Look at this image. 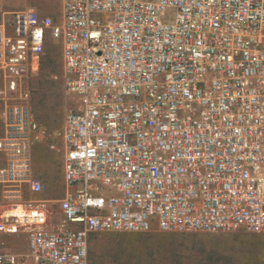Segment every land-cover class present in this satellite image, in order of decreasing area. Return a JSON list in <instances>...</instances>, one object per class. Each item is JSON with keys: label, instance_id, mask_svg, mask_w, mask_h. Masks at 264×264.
Instances as JSON below:
<instances>
[{"label": "built area", "instance_id": "built-area-1", "mask_svg": "<svg viewBox=\"0 0 264 264\" xmlns=\"http://www.w3.org/2000/svg\"><path fill=\"white\" fill-rule=\"evenodd\" d=\"M60 39L65 187L31 160L26 78ZM0 264H88L91 234H264V0H62L0 17ZM12 191V192H10ZM13 193V194H11ZM11 197V198H10Z\"/></svg>", "mask_w": 264, "mask_h": 264}, {"label": "rangeland", "instance_id": "rangeland-1", "mask_svg": "<svg viewBox=\"0 0 264 264\" xmlns=\"http://www.w3.org/2000/svg\"><path fill=\"white\" fill-rule=\"evenodd\" d=\"M33 9L48 15L54 24L62 19V0H0V17L5 11ZM52 54V64L47 57ZM28 105L33 122L31 160L35 178L44 188L33 192L27 185L19 187L13 200L26 204L55 207L64 194L62 176V130L68 100L63 85V57L60 39L45 36L43 53L37 68L27 76ZM2 123L0 120V134ZM0 184V202L6 203L9 190ZM12 192V191H10ZM13 194V193H11ZM11 198V197H10ZM161 232L147 233L104 231L88 239V264H264V234L243 230L209 233H162L167 243L159 240ZM3 247L15 251L26 248L25 232L0 234ZM161 242V243H160Z\"/></svg>", "mask_w": 264, "mask_h": 264}, {"label": "trees", "instance_id": "trees-1", "mask_svg": "<svg viewBox=\"0 0 264 264\" xmlns=\"http://www.w3.org/2000/svg\"><path fill=\"white\" fill-rule=\"evenodd\" d=\"M47 63L48 64H52V62H53V55L52 54H50L48 57H47ZM159 235V240H161V242H163L162 243V245L164 246V244H166L167 243V239H168V236L166 235V234H158ZM160 242V243H161Z\"/></svg>", "mask_w": 264, "mask_h": 264}, {"label": "crops", "instance_id": "crops-1", "mask_svg": "<svg viewBox=\"0 0 264 264\" xmlns=\"http://www.w3.org/2000/svg\"><path fill=\"white\" fill-rule=\"evenodd\" d=\"M5 241V240H4Z\"/></svg>", "mask_w": 264, "mask_h": 264}]
</instances>
